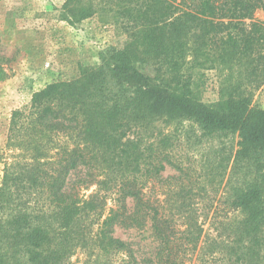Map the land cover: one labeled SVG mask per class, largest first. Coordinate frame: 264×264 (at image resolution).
<instances>
[{
  "label": "trees",
  "instance_id": "obj_1",
  "mask_svg": "<svg viewBox=\"0 0 264 264\" xmlns=\"http://www.w3.org/2000/svg\"><path fill=\"white\" fill-rule=\"evenodd\" d=\"M257 11L264 0H66L62 21L97 17L121 44L12 112L0 264H69L77 249L142 264L115 233L148 224L144 264H264Z\"/></svg>",
  "mask_w": 264,
  "mask_h": 264
},
{
  "label": "rangeland",
  "instance_id": "obj_2",
  "mask_svg": "<svg viewBox=\"0 0 264 264\" xmlns=\"http://www.w3.org/2000/svg\"><path fill=\"white\" fill-rule=\"evenodd\" d=\"M65 1L0 0V183L12 112L27 107L33 94L46 85L76 77L80 66L97 64L108 46L121 44L114 28H104L97 17L76 24L62 21ZM254 18L264 23V12L257 11ZM209 78L203 100L215 102L218 86L213 72ZM254 103L264 109V86L256 92ZM207 148H200L197 155ZM175 174L168 168L164 176ZM132 205L129 203L130 208ZM208 227L209 223L205 225L207 231ZM115 236L131 245L142 264L154 259L157 242L150 224L141 229L117 227ZM128 260L122 253L90 254L77 249L69 264H128ZM187 264H197L196 256Z\"/></svg>",
  "mask_w": 264,
  "mask_h": 264
}]
</instances>
